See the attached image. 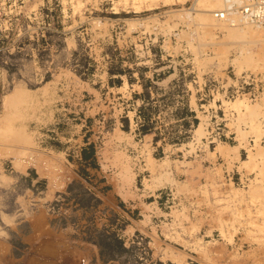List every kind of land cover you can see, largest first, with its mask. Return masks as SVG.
Returning <instances> with one entry per match:
<instances>
[{
	"label": "rangeland",
	"instance_id": "rangeland-1",
	"mask_svg": "<svg viewBox=\"0 0 264 264\" xmlns=\"http://www.w3.org/2000/svg\"><path fill=\"white\" fill-rule=\"evenodd\" d=\"M206 4L0 0V264H264V28Z\"/></svg>",
	"mask_w": 264,
	"mask_h": 264
},
{
	"label": "built area",
	"instance_id": "built-area-1",
	"mask_svg": "<svg viewBox=\"0 0 264 264\" xmlns=\"http://www.w3.org/2000/svg\"><path fill=\"white\" fill-rule=\"evenodd\" d=\"M229 12L236 13L245 21L264 28V0H226L225 9L215 12V17L225 19Z\"/></svg>",
	"mask_w": 264,
	"mask_h": 264
},
{
	"label": "bare ground",
	"instance_id": "bare-ground-1",
	"mask_svg": "<svg viewBox=\"0 0 264 264\" xmlns=\"http://www.w3.org/2000/svg\"><path fill=\"white\" fill-rule=\"evenodd\" d=\"M206 2H207V4H206L207 7H209L210 9L220 8V7L226 6V0H206ZM205 15H206V17L209 16L208 14H205ZM225 19L230 22V25H233V23H235L236 20L241 21V20H244L245 18H243V17L240 18V16L238 14L229 12ZM248 23H249V21H248ZM256 27H258V25H256Z\"/></svg>",
	"mask_w": 264,
	"mask_h": 264
}]
</instances>
